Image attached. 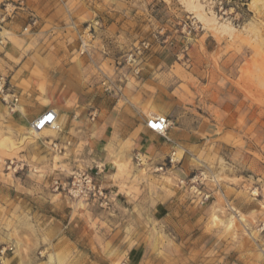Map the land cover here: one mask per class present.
I'll return each mask as SVG.
<instances>
[{
  "label": "rangeland",
  "instance_id": "rangeland-1",
  "mask_svg": "<svg viewBox=\"0 0 264 264\" xmlns=\"http://www.w3.org/2000/svg\"><path fill=\"white\" fill-rule=\"evenodd\" d=\"M2 3L17 6L10 21L25 11L0 44L13 63L0 73L5 92L46 103L58 69L83 62L87 77L115 83L106 93L134 103L149 70L150 116L165 112L157 93L166 67L178 103L167 115L177 144L165 158L110 151L107 171L87 163L93 153L63 164L68 147L46 142L65 145L59 119V130L36 131L0 114V264H264V0ZM142 41L136 73L125 58ZM73 169L111 191L110 207L53 190V177ZM70 220L63 242L54 229Z\"/></svg>",
  "mask_w": 264,
  "mask_h": 264
},
{
  "label": "crops",
  "instance_id": "crops-1",
  "mask_svg": "<svg viewBox=\"0 0 264 264\" xmlns=\"http://www.w3.org/2000/svg\"><path fill=\"white\" fill-rule=\"evenodd\" d=\"M22 9L23 11H18L15 19L10 21L9 28L18 24V18L25 13L24 8ZM114 36L117 39L119 35ZM162 65L167 66L164 62L159 64L160 67ZM11 66L13 63L7 60L0 50V73L2 69L9 70ZM90 66L91 64L79 62L66 64V69H58V78L50 79L51 91L47 94L46 103L33 105L26 95L19 93L16 94L17 102L9 109L0 99V114L6 115L16 126L23 128L28 127L31 121L47 108L56 109L62 128L57 138L61 142L70 140L67 154L63 156L62 161L69 168L76 167L79 161L85 160L86 153L94 154L88 156L86 161L91 166L100 167L99 171L114 167L110 151H131L132 155L137 153L157 160L165 158L176 146L177 137L172 140L167 131L166 138L149 130L145 125L150 110L146 104L152 95L149 87L153 83V75L149 74L150 71L146 70L138 79L135 102L128 103L126 97L106 93V88L115 84L112 80H109V84L107 80H99L96 76L87 77L86 71ZM72 72H79L78 77H74ZM157 97L165 111L162 114L166 116L172 105L178 103L174 96L173 78L167 73L166 67L160 69ZM49 156L52 158L53 153L50 152ZM107 185L116 184L112 181ZM77 213L74 215V227L80 223L77 216L81 213ZM70 222L71 220L63 224V228L54 229V234L63 237V242L68 239L66 232L72 229ZM61 232L63 234L59 235Z\"/></svg>",
  "mask_w": 264,
  "mask_h": 264
},
{
  "label": "built area",
  "instance_id": "built-area-1",
  "mask_svg": "<svg viewBox=\"0 0 264 264\" xmlns=\"http://www.w3.org/2000/svg\"><path fill=\"white\" fill-rule=\"evenodd\" d=\"M22 3V2H20ZM17 6L12 3H2V9L0 11V44H4L7 41V38L3 32L6 30V24L12 19L15 8ZM36 18L31 17L29 23L25 29H29L32 25H35ZM149 43L147 41H142L139 45L135 46V49L130 51L126 55L127 63H135V72L137 73L140 69L139 63L142 61V54L145 50L148 49ZM137 58H140L136 61ZM8 92H5L4 82H1L0 77V94H3L1 101L4 104L9 106L11 109L15 102H17L18 96L16 93H11V91L6 88ZM7 95H11V98H7ZM94 115H91L93 117ZM58 120L57 110L54 108H47L42 113H40L34 120L31 121L30 127L33 130H41L45 127L55 128L59 130V124L54 126V123ZM146 127L156 132L164 137H166L167 130L170 126V120L168 116L164 114H155L148 116L145 121ZM167 138V137H166ZM48 142L51 149L61 153L65 151V147L70 145V140H65L64 144L61 145L56 139H48ZM174 154V153H172ZM137 161H140L138 156H135ZM174 160L171 156L168 158V162L172 163ZM163 165L156 167V170H162ZM52 188L58 193H64L71 199L82 200V201H91L98 204L102 208H108L111 205V191H108L104 188L96 179L94 174L86 170L73 169L69 174L61 177H53L52 179Z\"/></svg>",
  "mask_w": 264,
  "mask_h": 264
},
{
  "label": "bare ground",
  "instance_id": "bare-ground-1",
  "mask_svg": "<svg viewBox=\"0 0 264 264\" xmlns=\"http://www.w3.org/2000/svg\"><path fill=\"white\" fill-rule=\"evenodd\" d=\"M150 116H151V115H150ZM55 125H58V122H57V121H56V123H54V126H55ZM45 128H50V127H45ZM42 129H44V128H42ZM42 129H41V130H42ZM52 129L56 130L55 128H52ZM41 130H36V131H41Z\"/></svg>",
  "mask_w": 264,
  "mask_h": 264
}]
</instances>
